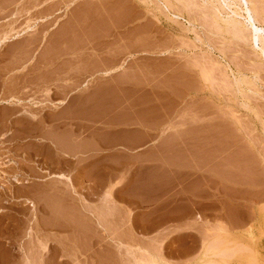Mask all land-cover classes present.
<instances>
[{
  "label": "rangeland",
  "instance_id": "1",
  "mask_svg": "<svg viewBox=\"0 0 264 264\" xmlns=\"http://www.w3.org/2000/svg\"><path fill=\"white\" fill-rule=\"evenodd\" d=\"M246 2L0 0V264H264V0ZM141 124L166 134L156 165L90 153L101 125Z\"/></svg>",
  "mask_w": 264,
  "mask_h": 264
},
{
  "label": "crops",
  "instance_id": "2",
  "mask_svg": "<svg viewBox=\"0 0 264 264\" xmlns=\"http://www.w3.org/2000/svg\"><path fill=\"white\" fill-rule=\"evenodd\" d=\"M74 102L70 100L66 107H72L75 104ZM66 107L64 108V110L66 109ZM82 124V121H78L75 129L77 130ZM93 130L96 131L98 129L94 127ZM99 130L101 131V133H103V136L101 137V139H92L93 147L92 149H90V153L92 155H98L106 153L118 154L121 152L126 154L128 152H132L134 169L156 165L157 160L155 157H153V155L157 152V147L164 145L166 140V134L160 133V130L156 126H153L151 124L137 125L131 129H128L125 137L123 136L122 138H120L118 137V135H115L111 140L105 138V133L120 132V129L112 127L110 125H101ZM87 140L89 139L87 138ZM75 146L77 145L72 144L71 142H69L68 144H60L56 148V152H58L61 156L70 158L76 156L78 153H75ZM106 158H108V156H103L100 159V162H102ZM94 166L92 167L93 170L95 168ZM116 176L117 173L115 177Z\"/></svg>",
  "mask_w": 264,
  "mask_h": 264
},
{
  "label": "bare ground",
  "instance_id": "3",
  "mask_svg": "<svg viewBox=\"0 0 264 264\" xmlns=\"http://www.w3.org/2000/svg\"><path fill=\"white\" fill-rule=\"evenodd\" d=\"M243 1V3H244V6H245V4L247 3L246 2V0H242ZM246 6H247V4H246ZM245 12L247 13V15H248V23L252 26V28L255 30V31H257L256 30V28H255V26H254V23H253V20L254 19H252L253 17L250 15V10L248 9V7H245ZM252 17V18H251ZM261 33V32H260ZM256 34H257V32H256ZM257 35H260L259 33L257 34ZM261 36V35H260ZM260 36L258 37L257 36V38H260ZM5 70V69H4ZM6 95V94H5Z\"/></svg>",
  "mask_w": 264,
  "mask_h": 264
}]
</instances>
